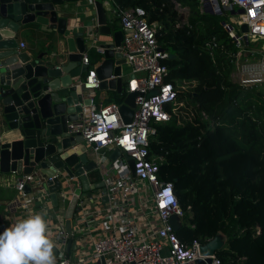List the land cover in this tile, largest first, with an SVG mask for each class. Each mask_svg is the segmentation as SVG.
I'll return each instance as SVG.
<instances>
[{"label": "built area", "instance_id": "obj_1", "mask_svg": "<svg viewBox=\"0 0 264 264\" xmlns=\"http://www.w3.org/2000/svg\"><path fill=\"white\" fill-rule=\"evenodd\" d=\"M111 2L123 33L117 51L126 60L131 73L125 95H137L133 116L127 124L122 121L120 105L117 103L96 105L89 97L90 104L82 106V121L77 132L85 147L90 150L98 181L104 183L107 198L109 196L107 204L91 213L84 212L78 220L87 225V219L97 215L102 222V234L93 242L88 260L96 263L102 259L103 264H222L216 254L201 256L202 244L198 241L182 243L175 234L170 218L176 217L181 226L186 212L181 208L172 184L159 180V166L149 153L150 138L155 133L154 126L169 121L176 110L183 106V102L178 100L179 91L165 82L167 68L162 61L169 55L159 47L158 36L162 25L149 22L143 8L124 7L116 0ZM199 3L201 12L210 8L211 14L223 16V11L230 14L229 20L222 27L237 48L232 82L245 90L262 86L264 44L261 52L249 51L248 48L264 40V0H199ZM242 25L247 27L246 33L241 32ZM19 48L24 49L25 44L21 43ZM94 50L97 54L102 53L100 48L95 47ZM82 63L88 67L90 65L86 52L82 56ZM99 85L95 70L89 67L79 87L88 94L99 89ZM155 91L156 94L149 96ZM202 116L207 119L204 113ZM114 150H118L120 155L112 162V171L109 172L104 166L108 162L107 154ZM126 157L134 163V174ZM55 180L61 183L56 196L63 205L79 187L77 177H70L63 168L55 171L52 177H47L41 168L36 167L30 175L17 176L11 173L10 178H7L0 173V183L17 196L14 200L17 214L0 221L11 227L20 219L36 214L35 207L40 206L42 213L52 215L55 219V232L51 239L57 245V264H76L64 251L68 236L63 229V218L56 211L59 203L56 208L46 186L47 181ZM25 186L29 187V194L23 192ZM81 199L77 197L76 206L79 208L84 204L80 202ZM87 200L92 201V198ZM95 200L100 201L98 196ZM135 207L144 219L146 232L140 233L122 217H117L123 211L134 212ZM166 250L168 255L164 254ZM207 259L210 263L206 262Z\"/></svg>", "mask_w": 264, "mask_h": 264}, {"label": "trees", "instance_id": "obj_2", "mask_svg": "<svg viewBox=\"0 0 264 264\" xmlns=\"http://www.w3.org/2000/svg\"><path fill=\"white\" fill-rule=\"evenodd\" d=\"M116 2L143 8L149 22L162 25L159 47L174 56L162 61L165 82L191 88L178 100L192 117L173 114L154 126L149 142L159 180L172 184L186 212L175 234L202 245L223 235L222 264H264V84L245 90L232 82L237 48L224 18L201 12L199 0ZM177 5L188 9L185 22ZM92 55L90 64L100 57Z\"/></svg>", "mask_w": 264, "mask_h": 264}, {"label": "water", "instance_id": "obj_3", "mask_svg": "<svg viewBox=\"0 0 264 264\" xmlns=\"http://www.w3.org/2000/svg\"><path fill=\"white\" fill-rule=\"evenodd\" d=\"M69 1L77 0H0V128L4 126L0 130V173L30 175L36 167L41 168L47 177H52L55 171L63 168L70 177H77L79 187L74 190L63 215L64 230L68 235L67 250L73 245L72 223L77 197L85 194L91 198L93 191L107 195L102 181L91 184L89 180L88 174L95 172L97 176L96 165L90 160L91 152L77 132L82 121V106L90 104L87 93L79 87L89 69L83 65L82 56L89 44H98L102 49L99 55L103 56L95 70L100 80L99 89L116 90L119 94L122 89L121 67L127 63L117 51L122 43V32L111 34L105 29L106 16L99 2L94 4L93 24L86 25L82 32L65 34L67 20L58 12L59 7ZM42 22L47 30L56 31L67 46L61 66H56L47 53L32 56L17 50L16 33L21 28ZM95 26L101 28L97 29L99 34H96ZM240 30L246 33L247 27L242 25ZM110 35V43L99 41V36ZM136 95L129 93L121 99L119 114L124 124L131 121ZM119 155L118 150L112 151L110 161H115ZM126 159L134 174L133 161L129 157ZM46 186L57 208L56 192L61 183L47 181ZM23 192L29 194V187L25 186ZM170 223L174 231L180 227L174 216ZM224 245L223 235H216L200 247V255L212 256ZM164 254L168 255V250ZM206 262L210 263L209 259ZM96 264H103L102 259Z\"/></svg>", "mask_w": 264, "mask_h": 264}, {"label": "crops", "instance_id": "obj_4", "mask_svg": "<svg viewBox=\"0 0 264 264\" xmlns=\"http://www.w3.org/2000/svg\"><path fill=\"white\" fill-rule=\"evenodd\" d=\"M95 2H99L105 12L106 16V26L105 29L111 32V34L116 32H122L120 25L114 15L113 12V4L111 0H77V1H69L65 3L64 5L59 7V16L63 19L67 20L66 28H65V34L78 31L82 32L84 31V27L89 24H93L95 21V17H93L92 12L94 11V4ZM97 31V29H101L99 26L94 27ZM96 34H99L97 31ZM123 36V33H122ZM15 41L17 43V50L19 53L24 52L32 56H37L39 54L47 53L50 55L53 60L55 61L56 66H61L65 61V51L67 49V46L61 39V36L56 31H49L46 29L45 23L42 22L38 25H33L29 27L21 28L15 35ZM99 41H104L106 43L111 42V35L110 37L107 36H99ZM21 43L25 44L24 49H20L19 45ZM91 46V44H89ZM88 46L87 48V55L90 57L94 52V48H99L98 44H95L94 46ZM92 47H94L92 49ZM70 52L71 50L68 49ZM97 53V52H96ZM93 56V55H92ZM91 58V57H90ZM103 61V56H100L98 60H95L92 62L89 67L93 68L94 70L99 67L101 62ZM120 78L122 81V89L121 93H117L116 90H100L96 89L91 91L87 94V97H91L93 100V103L96 105L105 104L111 96L113 97V101L111 103H117L120 105L121 99L123 97V93L125 95V89L128 79L131 78L130 68L128 64L122 65L121 67V73ZM4 126H1L0 130H2ZM91 154V153H90ZM111 154V153H110ZM110 154H107V160L108 162L105 164L104 168L108 170L109 172L112 171V161H110L109 156ZM90 160H93V157L90 158ZM89 175V180L91 184H95L98 181V177L96 176L95 172H92ZM7 178H10V174L4 175ZM14 195V196H13ZM10 196H13V198H10ZM99 197V202L95 200V197ZM16 194L12 193V190L6 187V185L0 183V220H3L5 218L12 217L13 215H16V211L14 210V200L16 199ZM83 199H81L80 202H83L82 207H77L74 212L73 217V245L69 247V250H67V244L64 247V251L67 256H69L76 264H96L93 261H89L91 251H92V244L95 241V239L98 238L100 234H102V231L100 229V226L102 224L101 219L97 215H93L91 219H87V225L82 224L81 221H78L81 215H83L84 212H92L96 210L98 207H103L105 204H107L109 201V196L107 198V195H104L102 191H93L92 192V201L87 200L85 194L82 196ZM107 199V201H105ZM58 201V208L56 211H58V214L63 218L64 211L69 203L67 201L63 205L61 204V200L57 197ZM85 206V207H84ZM36 212L35 213H42L40 210V206L35 207ZM134 212L130 211H123L117 214V217H122L125 222H129L130 226L135 227L138 229L140 233H143L144 231H147V228L145 229L143 226L144 219L140 217V213L137 211V207L133 210ZM45 220L48 221V227L50 232V238L53 235V232H55L54 227V217L52 215H45ZM80 223V224H79ZM63 229H64V219H63ZM10 227L9 224L3 223L0 221V232H2L4 229ZM65 231V230H64ZM67 235V234H66ZM68 236V235H67ZM224 237V236H223ZM225 240V238H224ZM224 248H226V243L224 245ZM58 262V260H57Z\"/></svg>", "mask_w": 264, "mask_h": 264}, {"label": "clouds", "instance_id": "obj_5", "mask_svg": "<svg viewBox=\"0 0 264 264\" xmlns=\"http://www.w3.org/2000/svg\"><path fill=\"white\" fill-rule=\"evenodd\" d=\"M45 215L33 214L0 232V264H57Z\"/></svg>", "mask_w": 264, "mask_h": 264}, {"label": "rangeland", "instance_id": "obj_6", "mask_svg": "<svg viewBox=\"0 0 264 264\" xmlns=\"http://www.w3.org/2000/svg\"><path fill=\"white\" fill-rule=\"evenodd\" d=\"M176 10H177V13H178V19L180 21H183L185 22L187 20V17H188V9L187 8H181L180 6H176ZM201 10V9H200ZM202 12H205V13H210V8L207 9H203ZM211 14V13H210ZM229 16L230 14L226 11H223V16H221L222 18H224L225 21H228L229 20ZM235 16H234V20H235ZM235 28L237 29V27L235 26ZM262 44H264V40H260L259 41V45H256V43H254L253 45H250L248 50L249 51H257V52H261V50L263 49L261 46ZM256 53V52H254ZM257 59V57H255V60ZM241 61H243V59H241ZM261 87V86H260ZM191 88L188 87V85H185V86H182V87H179L178 88V91L179 92H187L189 91ZM183 102V106L178 108V110H176V114L179 115L180 113L185 116V117H192V108L191 106H188L186 105L185 101H182ZM258 228V227H257ZM259 230V228H258ZM244 258H241L240 261H242Z\"/></svg>", "mask_w": 264, "mask_h": 264}, {"label": "bare ground", "instance_id": "obj_7", "mask_svg": "<svg viewBox=\"0 0 264 264\" xmlns=\"http://www.w3.org/2000/svg\"><path fill=\"white\" fill-rule=\"evenodd\" d=\"M212 4H213V3H212ZM212 4H211V5H212Z\"/></svg>", "mask_w": 264, "mask_h": 264}]
</instances>
